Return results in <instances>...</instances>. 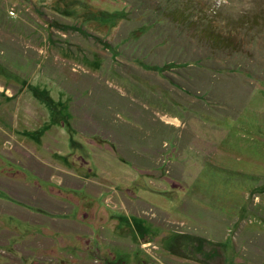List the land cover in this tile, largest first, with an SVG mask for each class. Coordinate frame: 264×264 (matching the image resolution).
<instances>
[{"label": "rangeland", "instance_id": "rangeland-1", "mask_svg": "<svg viewBox=\"0 0 264 264\" xmlns=\"http://www.w3.org/2000/svg\"><path fill=\"white\" fill-rule=\"evenodd\" d=\"M218 261L264 264V0H0V264Z\"/></svg>", "mask_w": 264, "mask_h": 264}, {"label": "trees", "instance_id": "trees-1", "mask_svg": "<svg viewBox=\"0 0 264 264\" xmlns=\"http://www.w3.org/2000/svg\"><path fill=\"white\" fill-rule=\"evenodd\" d=\"M148 1L149 0H146V2H148ZM150 2H151V0H150ZM176 13H181L182 14V16L184 17L183 21L185 22V25L186 24L189 25L191 23V25H190L191 28L193 30L195 29V31L192 34L194 36H196L197 35L196 32L199 31V29L196 28V26L198 25V22L197 21L192 22L190 20V18H189V15L185 12V10H177V11L173 10L172 12H169L168 15H173V14H176ZM201 30L202 31H207L206 32L207 33L206 40H208V42L207 43H202V44H204V46L202 45L204 48H207V47H208V49L211 48L210 50H212V51L215 50V49L216 50H220L221 49L222 51H226V52L228 51V52H232V53H235L237 51L242 50V47L243 46H242V42L241 41H236L235 39H233L230 36H228V38H227V37H224L222 35H219L218 33H216L215 31H213V30H211L209 28H206V29L201 28ZM205 45H208V46H205ZM148 56H150V53H148ZM148 56H147V58H148ZM194 60H198V59H194ZM174 64H175L174 62H171L169 64L166 63V65H164V68L163 69L164 70L167 69V72L169 70L172 71V65H174ZM197 64L198 65H201V63L199 62V60H198ZM152 65L153 64H151V66ZM232 66H234V64H232ZM232 66H230V70H233L234 71V70H237L238 69V66L236 67V69L234 67H232ZM239 67L241 68V66H239ZM243 67H245V64H244ZM204 68H205V66L201 65L199 69L201 70V69H204ZM209 69H211V68H209ZM253 74H255V76L258 77V78H260V79L262 78V76L259 77V72H256V73H253ZM187 75H186V77H187ZM202 75H204V76H201L200 73L199 74L197 73V74H195V76L192 79L190 77L189 78L187 77V79L185 80V75L183 73V74H180V79L181 80H178V81H182L181 83L184 82V84H185V82H186V84L193 83V85H196L197 83H200L203 87H206L208 85V79L210 78V73H205L204 72V74H202ZM166 77H167V75H166ZM180 85H182V84H180ZM190 90H193V88H190ZM205 259L210 260L208 257H205L204 256L202 258V260L205 261ZM217 264H220L219 261L217 262Z\"/></svg>", "mask_w": 264, "mask_h": 264}]
</instances>
